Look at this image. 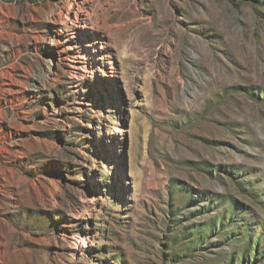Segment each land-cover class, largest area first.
<instances>
[{
	"label": "rangeland",
	"instance_id": "rangeland-1",
	"mask_svg": "<svg viewBox=\"0 0 264 264\" xmlns=\"http://www.w3.org/2000/svg\"><path fill=\"white\" fill-rule=\"evenodd\" d=\"M0 264H264V0H0Z\"/></svg>",
	"mask_w": 264,
	"mask_h": 264
},
{
	"label": "bare ground",
	"instance_id": "bare-ground-1",
	"mask_svg": "<svg viewBox=\"0 0 264 264\" xmlns=\"http://www.w3.org/2000/svg\"><path fill=\"white\" fill-rule=\"evenodd\" d=\"M79 28H81V29H83V30H86L87 29V25H83V26H79ZM81 32V31H80ZM74 37V36H73ZM53 46H57L58 44H56V43H53L52 44ZM51 45V46H52ZM68 47V46H67ZM76 50H77V48H76ZM63 52V51H62ZM76 53V52H75ZM69 55V54H68ZM51 56H53V55H51ZM73 58L74 59H76V58H78V59H80V63L81 64H85V63H87V62H90V63H94L95 61H96V55L93 53H91L89 50H87V51H85L84 52V54L83 55H80V52H79V54H75V55H73ZM52 69V68H51ZM80 70V69H79ZM81 71H82V73H83V77H82V79L84 80L86 77V73H87V69H86V66H83L82 68H81Z\"/></svg>",
	"mask_w": 264,
	"mask_h": 264
}]
</instances>
